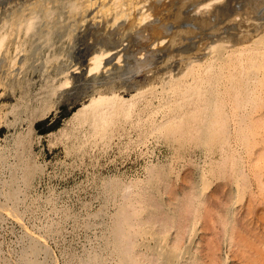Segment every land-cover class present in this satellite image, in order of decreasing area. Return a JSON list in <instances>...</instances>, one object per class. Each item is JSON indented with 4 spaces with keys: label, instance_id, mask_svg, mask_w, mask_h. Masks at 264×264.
<instances>
[{
    "label": "rangeland",
    "instance_id": "1",
    "mask_svg": "<svg viewBox=\"0 0 264 264\" xmlns=\"http://www.w3.org/2000/svg\"><path fill=\"white\" fill-rule=\"evenodd\" d=\"M30 1L32 0H0V13H3L0 14L3 16L1 18H10L17 11L16 8L19 11L23 8L21 6L29 4ZM49 1L58 6H53L57 10L61 9L60 6H62V9H59L60 14H58L59 11L58 13L57 10L55 11L58 14L57 16L55 14L58 25H55L51 31V41L45 40L49 41V43H45L44 36L43 38L38 37L41 34L39 32L42 31L40 27V31L38 29L39 32L37 33L39 39H36L37 37L34 35L35 41L32 39V49H30L31 52L28 54L26 64L19 67L16 65L10 69L6 65L7 58L5 60V57H1L0 59V264H17V262L18 264H82L84 262V264H89L90 262L91 264L94 260H98V263L105 262L104 264H118L111 241L114 215L123 201L120 193L122 188L125 185L132 187L136 181H150L156 188L154 190L158 193L163 208L168 206L172 208L173 206L170 193L165 190L168 183L177 192L176 198L173 199L174 202H177L181 197L182 191L193 187L201 195V198H214L213 202L222 203L231 198L226 206L230 205L237 216L241 217L249 205L253 207L255 204V182H252L251 185L254 194L251 193L252 191H247L242 198H235V182L232 179H226V176L215 177L211 172H207L209 169V152L207 153L199 146L191 145L180 151L177 143L168 137L154 132H148L141 136L140 127L131 125L129 122L126 123L125 128L120 127L122 130L117 129L118 132L116 130L112 135L113 137L108 140L97 138V135L94 137L95 135L91 130L92 126L87 122H80L81 115H77V110L84 103H88L90 95L97 93L98 88L107 86V83L116 87L124 85V89L123 87L120 88V92L124 97L129 98L135 92V87H147L151 81H156L166 66L176 68L174 71H177L179 65H177L178 67L174 66L177 61L170 56L171 54H167L169 53L167 51L175 48L172 41L173 36L168 35L165 37V41L161 39V42L156 41L151 44L150 48L155 47L158 51L154 59L155 62L147 69L137 72L131 71L133 59L125 51H122L121 64L119 63L121 67L119 65L114 66V61L116 62L118 58L116 59L115 55L111 53L104 57V61L112 59L109 70L105 68L104 72L100 71L103 69V63L98 71L100 74L93 75L95 71L88 72L90 48L100 46V41L102 42L106 37L116 38L117 36H120L119 42L123 41V45L119 49L123 48L129 43V39L127 40V36L129 37L130 34L129 29H125L127 31L122 29V33L120 31V35L118 33L115 36V33L113 34L111 31L117 26L108 27L105 19L100 22H98L100 19H96L98 24L96 25L95 19L91 18L94 16L95 6L88 10V12L94 11L90 12L93 16L87 12L82 21H78L81 20L80 17L75 21L76 23H72L71 18L66 17L68 15V8H66L68 0ZM62 1L66 4L65 7L61 5L63 4ZM62 13L64 15L66 13L65 17L70 19L67 20L68 22ZM60 17L62 20L59 19ZM145 21L143 20V22ZM91 22L94 23V27ZM171 23H168L167 27ZM183 23H185L182 26L183 29L192 28L198 33L200 28H197L195 22L184 21ZM172 24L168 29L174 30L176 28ZM193 25L194 27H192ZM219 25L223 27L224 31L226 30L222 35L234 31L233 24L221 22ZM107 28H111V30ZM68 32H70L71 38L67 36ZM89 32L92 33L94 42H92V36ZM169 32L171 31L169 30ZM212 32L214 36L218 34L217 30L212 28L205 31L208 35L213 36ZM99 33L101 38L98 37ZM94 34L98 35L95 36ZM95 37L99 39L96 40ZM185 38L182 42L177 43V45L180 44L179 46L176 45L180 51L184 49L187 51L190 46H196L199 36L190 34L188 38ZM95 40H99L98 45ZM80 41L81 43H78ZM53 42L55 46L62 47L59 51L63 49L61 53L59 52L60 58L57 61L53 57L51 58L52 51H47L44 48L46 44L49 46ZM175 53H179L177 49H175ZM48 58L53 59L52 63L47 61ZM87 60L88 62H85ZM158 60L160 61L157 62ZM1 63H6L4 64L6 66L4 67ZM77 67L78 69H76ZM112 67L115 68L113 71L111 70ZM91 76L94 78L91 79ZM65 78L69 79V84L61 85ZM86 80L88 81L86 82ZM78 84L79 86H77ZM125 86L129 90L125 89ZM92 89L97 91L94 92ZM204 163L206 164L203 165ZM152 168H159L162 175L151 176L149 169ZM186 175L187 181L183 182L182 178ZM205 175L209 176V185L204 184ZM213 177L216 178V181ZM118 187L120 188L118 189ZM214 192L216 195L211 196ZM214 196L218 198L215 199ZM232 204H235V207ZM220 206L225 207L223 203ZM217 207L214 206L216 209ZM242 220H240L241 225L247 222L245 220L249 221L247 222L250 224L248 235H251L252 240L255 241V225L258 221L255 218V213ZM214 223V219H209L207 226L204 219H200L187 225V231L183 233L184 236L182 234L181 245L178 247L179 252H181L180 258H160L161 264H175L178 261L181 263L190 260V257H196L195 255L200 256V259H204V261H208L206 243L214 237L215 232H212L215 231L212 227ZM215 226L217 227V223ZM206 227L210 229L207 230ZM216 231H218V227ZM178 235L176 226L170 227L165 232L153 233L150 231L139 237V248L145 254L152 253L151 250H160L172 255V244L177 240ZM221 236L222 238L219 239L221 243L218 241L221 245L218 244L217 255H219L222 264H248V259L255 257L254 241H252L253 247L251 244L236 246L230 242L228 235L222 234ZM224 253L229 256L227 262H224ZM146 260L147 258H142V262L146 263ZM257 263L254 262L253 264ZM258 264H264V262Z\"/></svg>",
    "mask_w": 264,
    "mask_h": 264
},
{
    "label": "bare ground",
    "instance_id": "2",
    "mask_svg": "<svg viewBox=\"0 0 264 264\" xmlns=\"http://www.w3.org/2000/svg\"><path fill=\"white\" fill-rule=\"evenodd\" d=\"M51 3L52 2L49 0H32L29 4L24 3L25 5L21 6L23 8L19 11L18 8H16L17 11L8 19L1 18L2 15H0V59L1 57H5V60L7 58V64L1 63L3 66L6 64L8 68L13 69L16 65L19 67L26 64L25 62L28 58V54L31 52L30 49H32V43L35 41L34 35L37 37L40 27L42 31L39 32L41 34L38 35V37L43 38L44 36V41L50 40L53 27L58 25V19L55 17V11L57 9L53 8L54 5H57L52 3L51 6ZM66 4L68 15L66 16V13L65 15L62 14L64 15L63 17L66 16L71 18L72 23L77 21L80 17L81 20L78 21H82L86 17L85 14H87L88 10L95 6V12L90 10V12H94V16L91 14L92 12L88 13L93 16H90L93 20L95 19L96 25H98L96 19H100L98 22L101 20L104 21L105 19L108 27L117 26V28L113 30L114 32L111 31L113 34L115 33V36H117L116 34L122 29H124V31H127L125 29H129L128 32L130 34L129 37L127 36L129 43L120 49L119 47L123 45V41L119 42L120 36L116 38L103 37L104 40L102 42L100 41L101 44L97 43L99 40L96 41L99 39L98 37H100L101 32L97 38L95 37V43L100 46L91 47V55L88 54L90 57L88 72L92 73L95 71L93 75L98 74L103 63V69L100 71L104 72L105 68L109 70L112 59H106V61H104V57L111 53L115 55L116 59L118 58L116 62L114 61V66L119 65V67H121L120 59L122 57V51H125L126 54H129L133 59L130 67L132 69H130L131 71L137 72L142 69H147L155 62L154 59L158 51H156L155 47V49L150 48L151 44L156 41L161 42V39L165 41V37L168 35L173 36L172 41L175 48L173 47V50L167 51L169 52L167 54H171L170 56L174 57L177 61L174 65L176 67L179 65L177 71H174L176 69L175 67V69H173L170 66H166L161 76L156 81H151L147 87H135V92L129 98L124 97L120 92V88L124 85H117L118 87H116L115 85H110V83L108 85L107 83V86L102 87L103 89L98 88V91L92 89L94 92L97 91V93L90 95L91 97H89L88 103H84L76 113L77 115H81V118L79 116L80 122H87L92 126L91 130L95 135L94 137L97 135V138L108 140L113 137L112 135L117 129L120 127L125 128L126 123L129 122L131 125L134 124V126L140 127L141 136L148 132L164 135L175 141L180 151L191 145H196L207 151V153L209 152V169L206 171L211 172L215 177L226 176V179H232L235 182V198H242L247 191H252L251 193L254 194L251 185L252 182H255V204L253 207L249 205L248 209H245L243 212L244 216L242 215L241 217L234 213L230 205L226 206L231 198H228L226 202H222L225 206L223 207L220 206L222 203L213 202L214 198H201V195L197 193L193 187L182 191L181 197H179L177 202H174L173 199L176 198L177 192H175L173 186L168 183L165 190L170 193V200L173 206L172 208L169 206L163 208L162 201L158 197L156 190H154L155 186L151 184L150 181H136L132 184V187L125 185L120 192L123 201L114 215V225L111 231V241L113 245L111 246L113 247L118 264H161L160 258H180L181 252H179L178 247L181 245V239L184 236L183 233L187 231V225L195 223L200 219H204L207 226L209 225V219H214L215 222L212 226L215 231L212 232L217 233V235L214 233V237L216 238L211 235L213 239L207 240L208 242L206 243L208 261H204V259H200V256L195 255L196 257H190V260L181 263L178 261L177 263L175 262V264H222L219 260V255H217V250L219 249L218 244L221 243L219 239L222 238V234L228 235L233 245L241 246L242 244H251V247H253V237L248 235V226L250 224L247 222L249 221L245 220L247 222H244V224H246H243L244 226L241 225L240 221L250 216L252 213H255V218H257L258 221L255 225V254L253 253L255 257L250 260L248 259V264H253L254 262L263 263L264 0H68ZM66 4L63 2L61 5L65 7ZM60 7L62 9V6ZM59 9L57 10V13L59 11L58 14L61 12V9ZM67 11L65 10L64 12ZM58 14H56V16ZM59 19H61V17ZM67 20L70 19L66 18V21ZM143 20L146 21L143 22ZM184 21L195 22L197 28H200L198 33L197 30L195 31L192 28L183 29L182 26L185 23L182 24V22ZM170 22L175 25L176 28L174 30L168 29L172 24L171 23L169 27H167ZM221 22L233 24L232 28L234 31L222 35L226 30L224 31L223 27L219 25ZM192 27H194V25ZM209 28L217 30V37L214 36L213 32V36L208 35L211 34V32H208V34L205 33ZM109 29L111 30V28ZM44 30L47 32L45 31V33H43ZM169 30L171 32L173 30L172 34ZM89 33L92 36V33ZM190 34H197V36H199L198 42L196 41L197 45H193L194 47L190 46V48L186 46L189 48H186L187 51L185 49L182 50L183 48H179L182 51L178 50V47H176L177 43L182 42L184 37L188 38ZM118 35H120V33ZM67 36L71 38L70 32H68ZM88 36L91 38L90 35ZM38 37L36 39H39ZM93 40L92 36V42H94ZM44 41L42 40V43ZM189 41L191 40L189 39ZM46 42L47 41H45V43ZM47 43H49V41ZM78 43H81V41ZM87 43H89V41ZM46 46H44L45 50H51V58L53 57V59L57 61V59L60 58L59 54L63 50L59 51V49L62 47L55 46L54 42ZM84 46H82V48ZM175 49H177L179 53H175ZM53 59L48 58L47 61L52 63L51 61ZM159 61L160 60L157 62ZM85 62H88V60ZM113 68L114 67L111 68L112 71ZM76 69H78V67ZM108 76L110 75L108 74ZM93 78L94 76L91 79ZM87 81L88 80H86V82ZM113 83L115 84V82ZM65 84H69L68 78H65V80L61 82V85ZM77 86H79V84ZM125 89L129 90L126 86ZM120 130L122 129L120 128ZM205 164L206 163L203 165ZM200 167L203 168V166ZM149 172L151 176L162 175L159 168L149 169ZM197 177L198 176H196V178ZM208 177L207 175L204 177L205 185H209ZM161 180L163 181V179ZM214 180L216 181V178ZM182 181H187V175L182 178ZM201 184H203L202 181ZM119 188L120 187H118V189ZM213 195H216L215 192L211 196ZM217 196H214L215 199ZM252 201H254V199ZM212 204L215 207L218 206L217 209L211 206ZM234 205L232 204V206ZM207 207L209 208L207 209ZM203 208L205 209L203 210ZM216 223L218 231H216ZM173 226L178 228L179 235L177 240L172 244V255L160 250H151L152 253L149 252L145 254L140 250L138 244L139 237L144 236L150 231L153 233L157 231L165 232L170 227L173 228ZM206 228L207 230L210 229H208V227ZM224 240L226 241L225 238ZM253 254L252 256H254ZM98 258L100 259V256ZM142 258H147V262H142ZM224 258V262H227L229 258L227 253ZM97 261L98 260H94L91 264L105 263H98Z\"/></svg>",
    "mask_w": 264,
    "mask_h": 264
}]
</instances>
